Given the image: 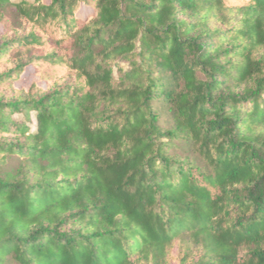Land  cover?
<instances>
[{"label":"trees","instance_id":"16d2710c","mask_svg":"<svg viewBox=\"0 0 264 264\" xmlns=\"http://www.w3.org/2000/svg\"><path fill=\"white\" fill-rule=\"evenodd\" d=\"M0 25V264H264V0H0Z\"/></svg>","mask_w":264,"mask_h":264},{"label":"rangeland","instance_id":"374dc122","mask_svg":"<svg viewBox=\"0 0 264 264\" xmlns=\"http://www.w3.org/2000/svg\"><path fill=\"white\" fill-rule=\"evenodd\" d=\"M45 2H48L49 0H44ZM86 8H82L79 12V14H83L82 10H84ZM86 13V11H85ZM9 16L11 18V20L15 23L16 22V14L13 10L9 11ZM3 27L0 25V34L2 33ZM38 78L33 74V70L31 67H28L25 69L24 73L21 75L20 79L18 81H16L14 83V86L16 88H23V89H27L30 84L34 81H37ZM42 86H44V84L40 83ZM175 250L176 248L173 249V256H175ZM172 264H176L175 260L172 261Z\"/></svg>","mask_w":264,"mask_h":264}]
</instances>
